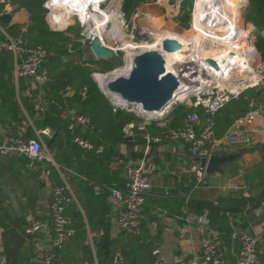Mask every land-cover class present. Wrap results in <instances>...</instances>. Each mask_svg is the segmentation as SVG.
<instances>
[{"label": "crops", "instance_id": "1", "mask_svg": "<svg viewBox=\"0 0 264 264\" xmlns=\"http://www.w3.org/2000/svg\"><path fill=\"white\" fill-rule=\"evenodd\" d=\"M181 1L145 0L137 6L133 2V12L137 11L140 14V22L147 28H156L161 33L185 34L193 26V14L190 15L187 21H184L183 17L186 13L182 15V9L180 7ZM123 4L124 2H122V9ZM12 6V12H10L12 15L11 21L9 23L0 22V26L3 31H9L10 38L21 39V35H23L21 29L26 27L30 30V13L24 8L18 9L17 2L12 4ZM247 6H249V0L245 3L238 1L236 6H232L231 10H235V14H233L237 20L233 22V25L243 26V28L253 27L250 31L249 38L252 41L251 35H253L254 40L252 42L255 43L254 33L262 31L264 28L258 27L256 23L243 21V10ZM236 7L237 9H235ZM4 10V5L0 4V14ZM48 20H50L49 17ZM241 22H243L242 25ZM71 23H73L72 20H70L69 26ZM51 27L52 30H57L52 24ZM64 29L67 28H61L59 30ZM229 29V25L227 27L225 26L224 29L221 28L223 31ZM249 38H245L243 41L249 42ZM210 42H207V47L215 49L216 45L212 41ZM143 44L145 43L141 42L139 46L136 44L134 49L136 50L139 47L143 49ZM79 52L80 50L76 49L72 56L80 59L79 54H76ZM90 53L95 57L91 50ZM257 55V60L263 63L258 50ZM70 56V54H64L55 63L49 61L47 65L49 72L56 70L60 73L66 70L67 64L71 62ZM94 75L93 77H95ZM73 78L66 77L64 78L65 81L63 79L59 80L62 83H70L73 81ZM182 78H186V76L183 75ZM262 79L263 76H261L260 81ZM22 82L24 83L23 80H20L19 87ZM191 82L199 83L197 80L192 79ZM10 83L11 88H14L17 95L18 82L13 72ZM0 87L4 89L5 84L0 83ZM68 89H73V87L70 85L67 87L63 94L65 98H71L75 94V91L70 90L74 94L66 96V92H69L67 91ZM192 98H196V96L194 95ZM192 98L186 102V107L193 106ZM2 105L3 102L0 98L1 133L7 129H11L6 124L7 118L3 116V109L5 107H2ZM175 106L166 118L157 121L166 120L168 122V128L182 125L184 123L182 119L179 121L176 120V117L167 119L174 111ZM193 108L194 111L200 114L202 120L208 118L202 106L197 108L193 106ZM258 110L263 112V119L259 118L253 125L249 126L253 136L252 143L243 146L219 144L211 150L212 154H215L217 151H223L224 154H238V157L235 161L226 164L225 171L228 175L218 173L209 174L206 179L207 185H199L198 177L194 170L197 161L194 158L190 145L185 142L166 140L163 143L148 145L143 139V132L134 130L131 134L132 136H128L126 141L118 143L111 149L107 148L109 156L106 159H99L93 158L90 152L78 148L73 142V133L69 130L70 132L67 135L61 133L62 138L58 141L59 150H61L53 151L50 150L47 142L55 138V127L50 124H41L42 126L39 125L40 127L37 126L34 120L39 117L35 118L34 111H27L28 116L33 119L32 129L36 135V131L47 128L52 132L51 136L42 137L55 161V164L51 165V167L57 170L60 180L55 181L53 179L50 183L47 182L43 172V169L46 167L45 164L30 166L28 158L24 156L9 155L2 158L0 161V184L4 182L16 195L21 213L17 212L13 204L14 210L11 211V214L14 217L9 222V219H6L0 211V215L3 217L0 223V264H7V255L3 247L2 234L13 225H16L17 230L25 239L24 245L18 253L19 264H27V259H30V264L34 260H42V247L48 243L53 233L52 220L49 214L52 186L54 184H62L64 180L67 181L69 191L73 197V201L67 208V216L71 222L70 226L76 231L74 237L67 242L61 255L63 262L66 264H74L79 260L82 261L81 263L99 264L97 253L100 248L103 251L109 250L111 252L109 255L110 258L114 254L113 251L124 253L127 258L132 259L133 264H152L150 250L154 248L160 249L170 264H184L192 259H197L198 264H208L203 258L204 244L216 236L219 242L220 237L225 235V232L227 233L230 227L233 230L232 232L239 229L257 232L263 240L264 220L261 219L264 218V209L259 208L250 212L239 208L238 211L220 218L214 215V213L210 217L206 213H201V208L198 206L206 202L213 203L214 201L222 200V198L228 199L230 196L236 198H239L242 194L246 197L251 194L256 196L261 191L262 180L260 179V173L264 172V110L259 108ZM213 119L215 121V115ZM203 122L200 124L199 129L203 128ZM155 125L165 131V128L160 127L157 122ZM218 126L217 124L215 131V137L217 139L220 138L218 136L222 133L220 126L219 128ZM153 128V125H149L148 130L152 132L151 130ZM77 129V132H83L81 127ZM85 134L94 141L92 139L94 134L92 128L91 130L86 129ZM54 142H56V139ZM208 147L211 148V144ZM56 156H59L58 161L56 160ZM6 160H10V163L4 166ZM129 164L143 165L152 182V189L147 195L145 218L140 236L128 235L118 229L116 206L110 201L111 189L124 185L126 180V167ZM248 177L249 181L247 179ZM0 188L2 189L1 185ZM5 194L13 203L10 196L7 193ZM3 198L5 197L3 196ZM14 212L18 216H15ZM204 215H206L207 222L200 221V218H203ZM33 218L42 220V222L47 224L48 228L42 229L31 236H27L23 230ZM78 223H82L85 227L86 238L84 240L82 239V234L78 235V231L80 230ZM83 244L88 245L90 248L84 251L82 248ZM222 249L226 253L228 264H236L239 244L233 239L232 243L229 242ZM261 260V264H264V257Z\"/></svg>", "mask_w": 264, "mask_h": 264}, {"label": "built area", "instance_id": "2", "mask_svg": "<svg viewBox=\"0 0 264 264\" xmlns=\"http://www.w3.org/2000/svg\"><path fill=\"white\" fill-rule=\"evenodd\" d=\"M47 3H49V0H47ZM4 8L5 10L2 14L12 12L13 6L10 2H6ZM46 8L48 9V17L55 29L68 28L70 21L66 26L60 27L62 25L61 21L55 17L54 10L49 6ZM112 16L118 17L121 26L118 27L114 24L113 20H110ZM139 16L138 12L133 14L131 16L132 24L129 26L125 13L121 12V7L115 5L114 0H83L79 9L72 10L70 20L80 26L79 43L81 45H87L91 50L93 42L96 39H100L104 46L110 48L118 56L119 52L123 51L121 47L107 45L101 34L103 33L112 37L126 27V31L133 33L131 38L135 39L136 36L134 34L137 30V19ZM96 19H98L99 23L96 22ZM0 29L2 30L1 26ZM22 31L26 32L27 28L23 27ZM262 32L264 33V30ZM251 49L253 57H255L257 55L256 47L252 46ZM2 50L14 55L13 75L18 82V99L20 100L22 95L33 100L35 118L45 114L49 101L44 87L50 80V72L46 63L50 56H54V53L41 44L27 45L21 39L10 38V36H7L0 43V52ZM141 51L142 49L139 52ZM69 52H73V48H69ZM20 80H23L25 84L21 91L19 87ZM256 85L258 84H245L239 87L237 91L229 87H219L216 85H209L204 90H196L193 106L195 108L202 106L208 115L202 129H199V127L204 120H202L198 112L193 111L187 115L183 125L177 128H168L166 120L157 122L160 127L165 128V131L163 134H152L148 130V127L153 121L143 118L141 116L142 109L139 107L134 112L142 119L138 122L132 121L128 123L124 131L128 137L134 130H140L143 132V139L148 145L163 143L166 140L189 144L197 161L194 170L198 177L199 185H207L206 179L208 174L206 167L202 166L201 160L203 158H207L208 160L212 154L211 150L219 144L232 146L235 144L247 145L252 143L253 136L249 126L253 125L259 118L263 119V112L258 109L253 110L245 116L236 119L223 137L219 139L215 137L216 122L213 117L232 99ZM35 87L38 88L36 94H34ZM101 89H103L105 96L110 99V103L115 111L118 109L125 110V102L120 95H110V92L105 90L103 86H101ZM70 90L75 91L74 89H68L67 91L69 92H66V96L74 94ZM82 93L83 95L85 94V92ZM51 102L53 105L60 104L57 100H52ZM23 111L26 114V119L22 121L15 132L11 131V129H7L3 133L0 132V161L5 156L14 155L28 158L30 166L45 164L44 176L46 181L50 183L52 174L51 165L55 164V161L52 153L47 149L42 136H51L52 132L47 128L36 131V137L25 138L27 129L33 127V119L28 116L24 108ZM66 112L69 116L68 130L73 133L74 144L83 151L97 155L104 154L107 146L103 143H95L85 134L86 129H94L91 119L86 115L79 114L75 109L67 108ZM79 127H81L83 132H77V128ZM209 144H211V148L208 147ZM151 189L152 182L150 176L145 171V167L143 165L129 164L126 167L124 185L113 187L110 194V201L116 206L117 210V227L121 232L134 236L142 234L143 220L145 218L144 207L147 202V195ZM2 196L3 193L0 188V201ZM72 201L73 197L66 180L62 184H54L52 186L49 214L52 220L53 233L48 243L42 247L41 261L46 264H65L61 257L62 252L67 242L76 233L75 229L70 226L71 222L67 216V208ZM206 215L200 218V221L207 222ZM47 228V224L42 222V220L33 218L25 227V235L31 236ZM232 238L239 244L236 264H260L258 256L260 253L259 246L263 240L259 233L251 232L247 229H239L233 232ZM151 256L152 264H170L158 248L152 250ZM203 258L208 264H228L226 253L220 246L217 236L212 240L206 241L204 244ZM110 264H128V262L122 253L115 252L112 255ZM184 264H198V260L192 259Z\"/></svg>", "mask_w": 264, "mask_h": 264}, {"label": "trees", "instance_id": "3", "mask_svg": "<svg viewBox=\"0 0 264 264\" xmlns=\"http://www.w3.org/2000/svg\"><path fill=\"white\" fill-rule=\"evenodd\" d=\"M3 1L11 2L14 4L15 2L18 3V9H26L30 13L31 18V25L30 30L27 29L23 35H21V39L27 45H36L41 44L45 46L50 52L54 53V56H50L46 66L50 62H56L57 59H61V55L67 53V47L61 46L57 44H53V37L58 35L61 36V40H68L64 37L63 33L61 32H54L51 31L49 25L46 21V16L48 10L43 6L46 0H0L1 5H5ZM135 0H124L123 10L128 16L131 17V13L133 12V2ZM246 2L247 0H243ZM191 15V11L187 12L184 15V21H187ZM242 19L245 22H253L256 23L258 27L264 28V0H249V6H247L243 10ZM79 26V25H78ZM262 30V29H261ZM80 31V26H79ZM256 48L260 53L262 60L264 62V33L262 31H257L254 33ZM4 37L0 32V43L4 41ZM65 42V41H64ZM80 44V43H79ZM55 45V46H54ZM66 45V44H65ZM95 57L88 59L85 61L84 66H79L80 68L77 70H71L70 62L67 64L66 70L58 73L56 70L53 72L50 71V80L47 85L44 87L46 91V97L48 98L49 105L48 110L45 114L36 118L37 126H42L41 124L45 125H52L55 127V133L53 138L54 140H48L47 144L50 150H59V140L62 138L61 133L65 135L69 134L68 130V123H69V116L67 115V108L75 109L79 114H83L88 116L91 119L92 125L94 126V134L92 139L97 143H103L107 146L108 149L115 147L118 143H122L127 140V135L124 131L125 126L135 120H141L139 116H136L134 111L129 110H114L112 104L110 103L109 98L103 94L101 89L98 87L97 83L92 78V73L94 72H109L115 68L113 62L110 60H96ZM14 55L10 52L2 50L0 52V83L5 84L4 89L0 87V98L3 102L2 107L3 109V116L7 118L6 124L11 127L12 130H17L18 126L22 123L23 120L26 119V114L23 111V108L28 112H33V100L28 97H24L21 95L20 100L16 95L14 88L12 89L10 86V80L12 77V72L14 70ZM88 64L95 65L97 64V71L96 69H90L88 72L84 71V67L88 66ZM66 77H74L73 81L70 83H62L59 79H63ZM72 86L75 90V94L71 98H65L64 93L68 86ZM24 87V83L22 82L20 86V91ZM86 90V95H82V91ZM5 90V91H3ZM38 92V88H34V94ZM57 92V93H56ZM57 100L60 101L59 105H52L51 101ZM195 101V98H192V102ZM52 111H50V109ZM264 110V85L255 86L252 88H248L244 92H242L237 98L231 100L223 109H221L218 113L215 114L216 116V127L217 124L220 126L222 133L219 134L218 137L222 138L228 128L234 123V121L240 117L245 116L248 112L256 110V109ZM194 111L192 107H186V102L177 104L175 106L174 111L169 115L167 119L176 117V120H181L182 122L185 120L187 115ZM50 112V113H49ZM56 114V115H55ZM65 114V115H64ZM64 115V116H63ZM63 116V117H62ZM156 122H152L154 128L151 130L152 134H163V130L158 128L155 125ZM150 125V126H152ZM183 125V123H182ZM39 126V127H40ZM181 126V125H180ZM218 126V128H219ZM179 127V126H177ZM174 127V128H177ZM62 130V131H61ZM36 137L35 131L32 127L27 129V133L25 138H33ZM70 142V140H69ZM70 144V143H69ZM107 148L102 155H97L95 153H91L93 158H102L106 159L109 155L107 153ZM109 152V151H108ZM215 154L222 155L224 154L223 151H217ZM58 157L56 156V160L58 161ZM4 158V157H3ZM11 160V159H10ZM10 160H6V164L10 163ZM45 173V169H43ZM264 172L260 173L262 185L261 191L258 195L253 196L252 194L248 197L240 196L236 198L234 196H230L228 199L222 198V200L214 201L213 203H202V205H198L201 208V213H208V216L216 215L218 217H225L229 213H233L238 211L239 208L241 210L252 211L256 209H264ZM51 180L59 181V174L55 168L52 169ZM249 181V177L247 178ZM53 182V181H52ZM3 198L0 201V211L4 214L6 219H9V222L13 219L11 211H13V203L10 201L9 197L4 193L2 190ZM146 206V205H145ZM145 212V207H144ZM15 216H18L14 212ZM22 218L21 216H19ZM2 216L0 215V223L2 222ZM212 222L214 220L210 218ZM261 220H264L261 219ZM217 221V220H215ZM13 225V223H11ZM78 227L80 230L78 231V235L82 234V239L86 238V231L85 227L82 223H78ZM78 228V229H79ZM229 231L225 235L220 237V246L227 245L229 242L232 243V234L233 230L230 227ZM25 233V229L23 230ZM22 231V233H23ZM124 233V232H123ZM129 235V234H128ZM3 237V247L4 251L7 255V264H19V252L22 249L25 239L17 230L16 225L11 226L2 234ZM83 242V241H82ZM84 251H87L90 248L88 245H82ZM100 250V251H99ZM98 250L97 257L99 260V264H110L111 258L109 255L111 252L109 250L103 251L101 248ZM153 249L150 250V253ZM259 260L261 264V259L264 257V227H263V242L259 246ZM113 253H115L113 251ZM128 264H133L132 259L126 257L124 253H122ZM107 261V263H106ZM82 261L79 260L74 264H80ZM27 264H30V259H27ZM66 264V263H65Z\"/></svg>", "mask_w": 264, "mask_h": 264}, {"label": "bare ground", "instance_id": "4", "mask_svg": "<svg viewBox=\"0 0 264 264\" xmlns=\"http://www.w3.org/2000/svg\"><path fill=\"white\" fill-rule=\"evenodd\" d=\"M82 1L49 0L48 6L54 10L55 17L61 21L62 25L60 27H64L70 21L72 10L79 9ZM114 1L116 2V0ZM238 1L243 0H221L218 11H216L217 7L214 6L213 10L215 14L220 12L222 18L220 25L211 27L204 21V16L210 13V10L205 9V6L208 4L212 5V0H195L192 15L194 35L192 37L186 36L185 34L161 33L158 30L154 31L152 28H149L150 32L147 27H143L141 31L142 35H155L158 39L154 43H149L146 39H143L142 43L145 44H143L142 51L159 50L162 52L167 57L168 71H172L180 77L185 75L186 78H182V84L184 88H189L190 91H196L198 89L204 90L209 85L225 87L226 82L231 85L230 87L234 91H237V86L239 85L234 84L232 81L235 78L249 79L250 82L248 81V83L252 85L258 84L260 75L254 71L252 62L255 61V57H253V51L251 46L249 47L243 43L245 38H249L250 31L253 27L243 28L233 25L236 17L234 16L235 10L233 11L231 8L232 6H236ZM110 20H113L118 27L121 25L118 17L112 16ZM96 22L99 23L98 19H96ZM227 25L230 27L229 30H221V28L224 29ZM119 32L118 37L123 42L121 49L125 50L129 56L128 63L125 69L114 70L109 74L95 73L94 76L105 90H108L107 83L109 80H113L118 76H127L130 73L134 56L137 54L134 48L138 43L135 44L133 42L136 38L129 40L126 38L127 34L124 30H120ZM236 32L238 34L233 36ZM101 36L105 43L110 46L111 36L104 35L103 33ZM210 41L216 45L215 49L207 47V42ZM210 59L216 60L219 63V68L210 64ZM188 65L190 66L188 67ZM246 72H250V74ZM239 74H241L240 77H238ZM190 78L197 80L199 83L191 82Z\"/></svg>", "mask_w": 264, "mask_h": 264}, {"label": "water", "instance_id": "5", "mask_svg": "<svg viewBox=\"0 0 264 264\" xmlns=\"http://www.w3.org/2000/svg\"><path fill=\"white\" fill-rule=\"evenodd\" d=\"M145 0H135L134 5L137 6ZM221 0H212V5L208 4L205 9L210 10V13L204 16V21L211 27L221 24L222 14H215L213 7L216 6V11L219 10ZM195 0H182L180 7L182 15L190 12L194 8ZM12 19L11 13L0 15V22L9 23ZM141 17L137 19L136 37L141 35L142 26ZM238 33H234L236 36ZM91 51L98 60H111L115 53L108 47L104 46L100 39H96L91 45ZM210 64L219 68V63L214 60H209ZM107 88L112 94H118L125 102V110L134 111L141 107L143 118H148L151 121H157L166 118L173 107L177 104L185 103L191 99L196 91H190L189 88H184L182 77L167 69V57L159 50H143L134 56L133 66L127 76H118L113 80H109ZM207 118L204 119V122ZM204 125V124H203ZM238 154H211L209 159L201 160L202 166L206 167L207 174H225V166L227 163L237 159ZM1 187L7 193L17 210L21 213V208L16 195L12 190L1 182ZM32 264H46L41 260H34Z\"/></svg>", "mask_w": 264, "mask_h": 264}, {"label": "rangeland", "instance_id": "6", "mask_svg": "<svg viewBox=\"0 0 264 264\" xmlns=\"http://www.w3.org/2000/svg\"><path fill=\"white\" fill-rule=\"evenodd\" d=\"M122 2H124V0H118V2H115V5L117 7H121V12H124V10L122 9ZM48 4L49 3H47V0H46L44 2V5L43 6L46 8V7H48ZM193 11H194V8H192V10H191V15L193 14ZM135 13H137V11L133 12L132 15L135 14ZM125 15H126V13H125ZM46 18H47L46 21H47V23L49 25V28L52 31L51 22H50V20H48V13H47ZM126 20H127L128 24L130 26L132 24V18L131 17L128 18V16H126ZM114 24H116V23H114ZM242 24H243V22H241V25ZM141 26H142V29H143V27H145V25L143 23H141ZM241 27H243V26H241ZM125 29H127V28L124 27L121 31L124 30L126 32V34H127L126 35L127 36L126 38L129 39V40H131L132 39L131 36H132L133 33H131L130 31H126ZM153 29H154V31L157 30L156 28H153ZM148 30L150 31L149 28H148ZM21 31H22V29H21ZM53 31L54 32H61V33H63L64 37H66L68 39V40H61V36L56 35V36L53 37L52 40H53V44H57L58 43V45H61L62 47L63 46H66L67 47V53L66 54H70L71 55L69 57L70 60H71V62H70L71 63V65H70L71 67L70 68H72L71 70H75V68L78 70L80 68L79 66H84L85 61H87L88 59H91L93 57L92 54L90 53V49H89V47L87 45L86 46H83V45L79 44V26H78L77 23H71V25L67 29H64V30H53ZM158 31L161 32L160 30H158ZM0 32L2 33V36L4 38L5 37L7 38V36L10 35L9 31H7V30L6 31L0 30ZM23 33H25V32H23ZM119 33L120 32H117V34H114L110 38L111 46H114V47H122L123 42H122L121 38L118 37L119 36ZM185 35L186 36H189V37H192L194 35L193 29L191 28L190 30H188L187 32H185ZM134 36H136V33L134 34ZM249 36H250V34H249ZM251 37H252V41H253L254 40L253 35H251ZM136 38L137 39H135V42L138 43L137 44L138 46L140 45V43L142 42L143 39H146V41H148L149 43H154L158 39L157 36H155V35L154 36H145V35H142V33H141V35H139V37H136ZM14 39H18V38H14ZM248 41L249 42L243 41V43H245L248 46L250 45L251 47L252 46L256 47V42L255 43L252 42V41L250 42V38H249ZM252 43H254V44H252ZM69 48L70 49L73 48V52H69ZM76 49H79L80 50L79 53H76V54H79V58L80 59H76L75 56H72V54L75 52ZM140 49H141V47L137 48L134 51L137 53V52L140 51ZM126 53L127 52L125 50H123V51H120L119 52V55L118 56L115 55L114 58L110 60L111 62H113V65L115 66V68L113 70L109 71V72H104L103 74H109L110 72H112L114 70H118V69H125V67L127 66L126 64L128 63V61H127L128 60V55ZM254 59H255V61L252 62L253 66H254V71L258 75H260V78H261V76H263V79L261 81L259 80L258 85H256V86H261V85H264L263 84L264 83L263 82L264 81V62L263 63H260V61L257 60L258 59V55L255 56ZM96 60H98V59H96ZM88 65L89 66H85L83 68L85 72H88L90 69H96V67H98L97 64H95V66H93L91 64H88ZM189 66L190 65H188V67ZM97 71H99V69ZM98 73H102V72H98ZM246 73L247 74H250V72H246ZM93 75H94V73H92L93 80L97 83L98 87L101 89L102 84L95 77H93ZM240 75L241 74H239L238 77H240ZM232 81H233L234 84L239 85V86H237L238 87L237 90L239 89V87H242L245 84L246 85L247 84H250V83H248L249 79H245V78H243V79L242 78H239V79L235 78ZM230 86L231 85H229L227 82L225 83V87L232 88ZM84 90L82 92H85L84 95H86V90L85 91ZM101 91L103 92V89H101ZM136 116L138 117L137 113H136ZM135 122H138V120H135ZM156 122H158V121H156ZM235 145H242L243 146V144H235ZM235 145H233V146H235Z\"/></svg>", "mask_w": 264, "mask_h": 264}]
</instances>
